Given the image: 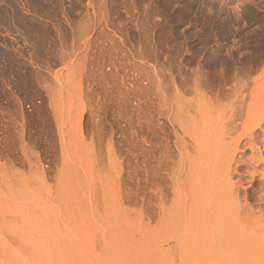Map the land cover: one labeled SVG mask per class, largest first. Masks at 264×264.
<instances>
[{"label":"rangeland","instance_id":"374dc122","mask_svg":"<svg viewBox=\"0 0 264 264\" xmlns=\"http://www.w3.org/2000/svg\"><path fill=\"white\" fill-rule=\"evenodd\" d=\"M0 264H264V0H0Z\"/></svg>","mask_w":264,"mask_h":264}]
</instances>
